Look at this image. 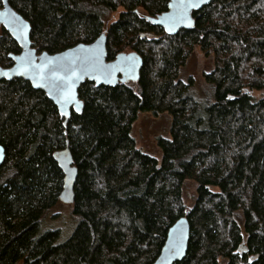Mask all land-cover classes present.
I'll return each instance as SVG.
<instances>
[{"label": "trees", "instance_id": "obj_1", "mask_svg": "<svg viewBox=\"0 0 264 264\" xmlns=\"http://www.w3.org/2000/svg\"><path fill=\"white\" fill-rule=\"evenodd\" d=\"M168 2L7 0L37 52L104 34L106 61L135 52L142 66L135 83L85 81L82 111L65 126L42 91L0 80V264H153L185 212L187 251L174 264H264V0H212L193 13L191 30L173 36L147 20ZM195 47L213 60L205 103L178 77ZM19 52L0 28V66ZM141 113L172 119L171 139L157 142L160 162L130 135ZM66 143L77 168L75 227L59 243L58 231H39L59 202L63 176L52 154Z\"/></svg>", "mask_w": 264, "mask_h": 264}, {"label": "water", "instance_id": "obj_2", "mask_svg": "<svg viewBox=\"0 0 264 264\" xmlns=\"http://www.w3.org/2000/svg\"><path fill=\"white\" fill-rule=\"evenodd\" d=\"M211 1L198 0L199 7L188 10L190 23L170 19L177 13L176 8L169 7L174 0H169L166 12L148 17L147 20L160 27L167 35L173 36L179 31L191 30L195 22L193 13ZM0 28L7 32L20 49L18 54L8 56L11 60L9 67L0 66V80L22 79L33 89L42 91L56 107L58 116L63 120V126L66 125L71 111L77 114L82 111L83 103L78 97V89L85 81L92 82L96 87H114L117 84L135 83L139 78L142 61L135 52L120 53L113 60L106 61L107 41L104 34L90 43H78L61 52H37L31 44L29 23L8 5L7 0H2ZM22 60L27 61L23 69ZM53 67L63 80L56 79L49 71ZM68 87L71 88V97L65 100L64 93ZM52 158L63 176L58 201L72 205L77 168L73 164L68 143L63 149L53 152ZM4 159L5 151L0 146V166ZM186 215L187 212L168 229L164 244L153 264H174L185 257L190 231ZM176 249L178 252L173 254ZM242 252L245 253L246 248L238 250V253Z\"/></svg>", "mask_w": 264, "mask_h": 264}, {"label": "rangeland", "instance_id": "obj_3", "mask_svg": "<svg viewBox=\"0 0 264 264\" xmlns=\"http://www.w3.org/2000/svg\"><path fill=\"white\" fill-rule=\"evenodd\" d=\"M113 16V19H116ZM213 70L211 55H205L195 47L187 57L185 64L179 69V79L189 85V94L199 103H205L211 96V89L205 82L204 76ZM172 119L168 113L154 116L151 113H141L131 126L130 135L137 150L148 155L158 162L161 161L162 151L158 147V139H171L170 128ZM186 198L194 194V186L187 182L184 186ZM72 205L58 202L44 217L40 233L58 231V242L62 243L69 238L75 227V219L71 214Z\"/></svg>", "mask_w": 264, "mask_h": 264}, {"label": "snow or ice", "instance_id": "obj_4", "mask_svg": "<svg viewBox=\"0 0 264 264\" xmlns=\"http://www.w3.org/2000/svg\"><path fill=\"white\" fill-rule=\"evenodd\" d=\"M169 7H174L177 9L176 15H174L173 17H170V19H172L174 21L178 20L180 22L188 21L190 23V21L188 20V10L199 7V3H198V0H174V3L169 5ZM26 62H27L26 60H22V64H21L22 69L24 68V64ZM42 67H44V66H42ZM49 71L52 72L53 76L56 79H58V80L64 79L63 77H60L57 75L55 67H53L52 69H49ZM70 97H71V88L68 87L65 90L64 98H65V100H68ZM65 115H66V113H65ZM177 252H178V249L174 250L173 254H176Z\"/></svg>", "mask_w": 264, "mask_h": 264}]
</instances>
